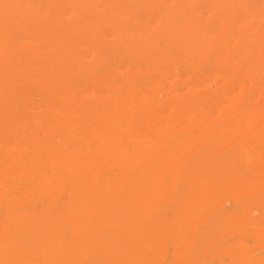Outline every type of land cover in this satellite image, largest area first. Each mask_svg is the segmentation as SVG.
Here are the masks:
<instances>
[{"label": "bare ground", "instance_id": "1", "mask_svg": "<svg viewBox=\"0 0 264 264\" xmlns=\"http://www.w3.org/2000/svg\"><path fill=\"white\" fill-rule=\"evenodd\" d=\"M248 1L0 0V49L2 50H0V85L7 86L3 83H8V86L15 84V87L18 85L14 82L15 78H22L27 74L31 75L27 80L26 75L23 77L25 79H20L24 82L23 86H20L22 93L27 87H31L32 92L40 88L42 90L49 88L53 90H49L50 96H53L56 85L70 80V77L73 79L71 75L76 66L85 69L93 67L92 72L89 68L90 73L87 71L88 74L81 76L84 82L93 80L97 84L93 91L94 97L89 95L91 101L88 100L89 105H87L88 109L93 111L112 100L115 94L110 93L121 91V88L119 91L117 89L122 79H128L132 84L133 80L138 81L129 89L128 94L125 93L130 100L134 98L139 101L143 97L142 93L149 94L151 90L147 92V85L153 78L150 79L148 73L155 61L154 57L161 53L163 56L160 59L158 57L159 60L156 61L160 72L157 75L160 76L167 75L170 71L174 74H185L186 68L195 61L192 66L193 77L189 86L186 85L188 88L185 92L176 95V105L172 107L171 115H177L180 105L185 100L195 97L196 93L193 90L198 79L209 75L208 73L213 72L214 69L215 80L219 76V80L221 79V74L217 75V72H222L224 69L218 71L220 69L218 65H227L229 59L231 61L234 57H243L244 60L250 59L255 64L261 62L259 67L261 69L264 67L262 48L264 47V0H256L253 3ZM44 11L47 13L45 14ZM32 12L36 21L32 18ZM30 15L32 16L30 19L35 21V24L33 21L35 27L30 26L31 22L29 25L22 23L29 27L28 30L32 28L30 32L27 31L28 34L32 32L28 37L26 32V35H23L24 32L22 34V30L26 31L27 27L21 25V21L28 20ZM249 18L254 19L251 21ZM10 26L16 32L12 31L10 34L9 31L8 34ZM256 32L259 33L260 42L255 41L254 45L258 43L259 52L263 49V56L260 54L261 59L258 49L253 53L245 52L247 51L245 48L248 49L249 45L245 44L249 40V35L257 34ZM39 33L45 35V40L41 38V34L39 38L37 37ZM230 36L236 39L233 40ZM48 40L49 42L51 40L50 44L46 42ZM87 43L104 46L103 50L100 49L102 51L98 53V57L95 54L90 57L92 61L89 57L80 58V54L87 53L89 46ZM12 44L14 45L11 51ZM242 44L246 46L242 47ZM254 45L251 46L254 48ZM91 51L94 53L93 50ZM200 52L201 57H198ZM248 53L251 55L244 57L248 56ZM78 55L80 61H75ZM251 56L254 58L251 59ZM42 57L45 58L41 60ZM37 58L41 61L37 65L34 62L36 67L34 66L33 69L34 64L27 63L31 59L37 61ZM132 59L136 61L130 67L129 63ZM243 59L242 61L240 59L239 65L246 66L248 63ZM255 59L258 61L255 62ZM250 60L248 61L251 62ZM252 62L248 64L252 66V71L248 69L249 75L251 73L249 76L251 81H253L252 73L259 69L258 66L255 69L257 64ZM31 64V71L28 72L27 65ZM117 65L129 66L131 69L128 68V73L131 74L123 78L120 75L124 74L121 73L124 70L116 72ZM113 67L116 69H111ZM239 67L233 68L234 72L230 73V75L234 73L232 76H228L229 73L222 74L224 79L226 78L224 83H220L221 80L220 82L214 80L212 82L217 86L209 84L217 91L211 90L210 86L199 90L204 93L203 98L200 99L203 105L201 104L199 112L191 113L190 117L181 115L177 121L179 124H174L172 121L173 125H168L171 129L162 130L167 124L161 126V129L159 127L160 130L155 132L158 134L156 142L162 140V143L156 144L154 141L156 147H159L155 153L150 151L153 141L146 139L140 146L135 147L134 142L132 143L133 130L117 129L120 112L124 108L130 109L126 108L129 104L125 105V102L117 104L113 112L107 113L106 122L103 121L106 131L102 136L85 138V141L82 140L76 147L74 146L75 149L69 147L72 151H68L66 144H69L79 133L81 123L84 121V112L87 110L86 105L85 107L79 105L82 108L78 106V110L74 106L73 110L76 109L74 111L69 107L71 103L75 104L79 101L75 90L79 92L80 87L74 90L76 93L73 92L75 98L72 94V96L65 95L69 92L65 91L70 84L66 83L67 88L65 87L64 90L63 87L61 88V94H64L59 95L58 98L61 96L59 100L64 102H61V107L57 104L59 107L57 109L65 110L66 115L62 111L63 115L59 112L65 117L60 119L59 116L60 120H58L61 122L58 123L54 121V118H57L56 114L55 117L52 115L54 111L48 110V112L45 110L43 117L40 113L42 111H39L40 120H30L34 112L30 113L31 117L28 116L31 108L28 104L25 106L26 102L23 105L29 110L11 116V113L19 111L22 103L11 101L16 95L13 91L12 94L15 95L8 102L10 87L7 86V89L3 87L6 89L4 93L9 96L6 98L7 102L0 103V115L6 116V113L10 112L8 116L11 117L5 119L0 116V133L11 131L7 128V122L10 120L12 126L14 120V125L17 122L24 125V128L27 126L29 132L34 133L35 136L29 139V143L18 145L17 143H20L18 139H21L19 137L28 131L16 128L15 131L10 132L13 136L11 143L17 145L16 149L14 148L15 153L4 155V148L8 143L0 147V264H264V182L262 184L264 130L261 135L258 133L260 130L255 133L258 129L255 122L261 121L264 124V90L261 89L262 86L264 88V69L263 72L260 69L256 72L258 79L254 75L256 78L253 79L257 80L253 81V84L249 81L251 82L249 85H254L256 89H253L254 86L251 89L248 85L245 88L242 84L244 89L249 87L256 92L260 88L262 91V93L260 90L257 91L261 95L258 98H262L260 101L262 105L253 106L255 110L251 106L254 110L251 112V107L245 110L246 105L243 106L244 108L240 106L242 108L239 107L240 111L238 105L247 100L244 99L245 96L249 95L250 98V94L253 96L255 92L249 91V94L241 92L245 96L240 95L242 99L239 95L240 98L237 99L231 97L232 101L228 97V92L231 90L228 82L237 75L241 80L243 75L241 72H245L243 70L246 67L244 69ZM70 70L72 73L69 77L67 72ZM237 70L241 72L238 74ZM177 77L181 78L180 74ZM168 83L169 81L161 78L156 84L157 87L152 90L161 93L168 89ZM225 85L228 87V92ZM18 89H14L17 93L16 97L19 95ZM65 96L69 97L66 101ZM217 96L219 98L215 101ZM2 97L4 96L0 99ZM20 98L19 96V99L15 98V100L21 102ZM23 98L25 97L21 100ZM42 100L46 99L42 98ZM73 100L77 101L72 102ZM55 101L57 103V99ZM54 102L52 100L49 103L54 104ZM230 102L237 104V108H230L234 111L231 113L227 111L229 114L227 119L223 117L221 121L219 120L220 123L214 124L215 119L211 118L214 114L211 112L214 110L210 111L209 108L221 105L229 109ZM223 107L220 108L226 113ZM230 107L234 106L230 105ZM162 112L159 110L151 114L155 122L163 118ZM94 114V119L91 118L92 122L97 115ZM141 117L139 124L146 122L145 118L142 120ZM191 117L194 120L193 118L191 120ZM132 119L130 122L133 123ZM200 119L202 127L199 125L196 132L189 133V125L190 128L198 125ZM202 119L214 122L212 125L207 123L203 126L205 124ZM28 121L32 122L30 126L27 125ZM88 121L90 123V119ZM91 124L88 125L89 128ZM120 125L123 126L122 122ZM145 125L146 123L143 126ZM180 129H182L181 133ZM203 130L214 135L206 137L207 134L211 135ZM249 130L251 133H248ZM147 132L146 135L144 134L146 137L153 135L151 131ZM176 134L179 138L174 137ZM247 134L253 137L248 140L245 138ZM116 138L119 142L113 144L116 146L111 149L106 148L108 150H103L101 154H94L98 147L96 143L111 142ZM136 140L137 138L134 141ZM56 144L58 147L52 154H48L49 156L43 154L44 149ZM194 147H198L196 150H199L196 151ZM213 147L217 149L215 152ZM189 150L193 154V156L190 154L189 159H186V156L180 159V155H177L179 152L190 153ZM148 151L151 152L148 154L149 157L146 156ZM103 162H108L106 167H104L106 163ZM197 164L199 168L196 166L197 169H194V165ZM31 166H34L36 171L25 173ZM87 170L90 172L83 174L84 171L88 172ZM131 177L135 179L131 181ZM106 179L110 181L107 180L109 181L107 183ZM259 181L262 185H257ZM196 186H202L201 188L204 189L200 193L192 194L191 190Z\"/></svg>", "mask_w": 264, "mask_h": 264}, {"label": "rangeland", "instance_id": "2", "mask_svg": "<svg viewBox=\"0 0 264 264\" xmlns=\"http://www.w3.org/2000/svg\"><path fill=\"white\" fill-rule=\"evenodd\" d=\"M253 1H256V0H249L248 1V3H253ZM229 5V4H228ZM228 5L226 6L228 9H229V7H228ZM230 6V5H229ZM235 9H233V11H234ZM230 11V10H229ZM228 11V12H229ZM237 11V10H236ZM47 13V11H44V13ZM45 13V14H46ZM232 13V12H231ZM235 13V12H234ZM237 13V12H236ZM229 14H230V12H229ZM31 15H33V17L31 16ZM31 15L28 17V20L27 19H25V21H21V25H24V27L28 24H30V22H31V24H30V26L33 28V27H35V17H34V12H32L31 13ZM236 15V14H235ZM229 16H231V15H229ZM30 17H32L31 19H30ZM231 18V17H230ZM233 18H235V17H233ZM30 19V20H29ZM254 18H249V20H253ZM33 21H34V24H33ZM22 23H25V24H22ZM34 25V26H33ZM11 27V26H10ZM27 27V29H26V31L25 30H22V34H23V32H24V34L23 35H26V33H27V31H29L30 32V30L32 29V28H30V30H28L29 29V27L28 26H26ZM22 29H24V28H22ZM8 30V28L6 29V31ZM256 30V29H255ZM9 31L11 32L10 34H12V31H13V29H12V27L8 30V34H9ZM13 32H16V30L15 31H13ZM26 32V33H25ZM252 32V31H251ZM32 33V32H31ZM31 33H27V35L26 36H28L29 37V35L31 34ZM255 33V32H254ZM257 33V32H256ZM42 35V37L41 38H43L44 39V37H45V35H43L42 33H39L38 35H37V37L39 38L41 35ZM40 35V36H39ZM252 35V36H251ZM251 35H249V40H247V42H246V40H245V44L246 45H248V49H249V46H251L252 44L254 45L255 43V41H258L259 40V33H257V34H254L253 35V33L251 34ZM231 36H233L232 34H231ZM230 36V37H231ZM37 38V39H38ZM40 38V39H41ZM172 38H173V36H172ZM233 38V40H234V38L235 37H231V39ZM256 38H258V39H256ZM40 39H39V41H40ZM236 39V38H235ZM45 40V39H44ZM47 40V39H46ZM47 43L49 42V40L48 41H46ZM50 42H51V40H50ZM50 42L48 43V44H50ZM258 42H260V40L258 41ZM46 43V44H47ZM89 46H88V50H87V55L88 56H85L86 54H84L83 55V53L82 54H80V58H82L83 56V58H88L89 57V60H91L92 61V58H90V57H92L93 56V54H95V55H97L96 57H98V53L100 54V52L103 50V48H104V46H98L96 43H87ZM93 44V45H92ZM245 44H242V47L245 45ZM257 45H258V43H256ZM14 44H12L11 46H10V48H11V51H12V46H13ZM245 45V46H246ZM257 45H254V48H253V46H251V50L249 49H247V48H245L247 51H245L246 53L247 52H251V53H253V51H256L257 49H258V52H259V50H260V47L259 46H257ZM91 46V47H90ZM95 46V47H94ZM94 47V48H93ZM91 48V49H90ZM93 48V49H92ZM102 48V50L100 51V49ZM243 48V49H244ZM253 48V49H252ZM263 49H264V47H262ZM261 48V49H262ZM242 49V50H243ZM244 49V50H245ZM263 49H262V51H263ZM1 50V49H0ZM91 50H93L94 51V53L91 51ZM99 50V51H98ZM243 50V51H244ZM2 51V50H1ZM90 51V52H89ZM96 51H98V52H96ZM262 51L261 52H259V57H260V59H261V55L263 54L262 53ZM257 52V51H256ZM254 53V57H255V55H257V53ZM264 52V51H263ZM248 53V56H244V57H249V55H251V54H249ZM163 54V53H162ZM199 53H197V55H198ZM203 54V53H202ZM261 54V55H260ZM82 55V56H81ZM161 56H163V55H161V53L160 54H157V56L156 57H154L155 59V61L152 63L153 65L151 66L152 68L150 69V71H149V73H148V75H149V78L150 79H152L149 83H148V87H147V92L149 91V90H151L150 92H149V94H146V93H142V95H143V97L141 98V100L139 99V101H137L136 99H134V101H133V99L131 98V100H130V97L128 98V96L126 95V94H128L127 92L129 91V89H131V88H133V85L137 82L138 83V81H135V80H133L134 82H133V84H132V82H130V81H128V79H122L121 80V83H120V87H119V85H118V89H117V91H119V89L121 88V91L120 92H115V93H110V94H115V98L113 99V98H111L112 100L110 101V102H108L109 103V105H107L108 103H106L105 102V105L103 106V107H100V108H96V109H94V108H92V110L93 111H91V109H88L89 107H87V105H89L88 103H89V101H91L90 100V98H91V96H92V98L94 97L93 95H94V93L95 92H93L94 91V88H95V86L97 85L96 83H95V81H93V80H91V81H89V82H84L83 81V79L81 80V76L83 75L84 76V74H88L87 73V71L89 72L90 71V69H91V72H92V68L93 67H89V68H82L81 66H76L75 67V69H73V73H72V70H70V71H68L67 72V76L69 75V77H70V74L72 73V75L71 76H73V79H72V77H70V80H67V81H65V82H63V83H59V84H61L60 86H59V84L58 85H56V88L54 89V95H56L57 97L55 98V96L53 95V96H50V92H49V88L47 89V88H43V90L40 88V89H37V91L36 90H33V92L32 91H30V90H32V88L31 87H27L25 90H24V92L22 93V91H21V87L23 86V84H24V82H23V80H21L20 81V79H25V78H23L25 75L27 76L26 77V80L29 78V76H31V75H27V74H24V76L22 77V78H20V77H17V79L15 78V83H18V85L17 86H15L14 87V85L15 84H13V86L12 85H10V86H8V83H3V84H7V86L8 87H10V88H8V90L10 89V96L8 95V94H5L4 92H5V90L7 89V86H5V85H3V86H1L0 85V98H1V96H4V97H2V99H0V103H4V102H7V96H9L8 98H9V100H8V102L11 100V99H13V97H14V95L16 94L17 95V93H16V91L14 90L15 88H17L18 89V87H19V89H18V97H16V95H15V98L16 99H19V96L22 98V97H25V98H23L22 100H21V98H20V101L21 102H19V100H15V98L13 99V100H11V101H18L17 103H22L20 106H21V108L19 109V111H16V112H14L13 114L11 113V116L12 115H14V114H16V113H21L22 111H24V112H26L27 110H29V108H31V111L30 112H28L29 113V117H31V114H33V112H34V116L32 115V117H31V119L30 120H32V121H38V120H40V116H41V114H42V117L44 116L43 114H44V112H46L47 110L48 111H51V112H53L52 113V115H53V117H55V114H56V117L57 118H54V121H55V123L57 122H61V121H59L60 119H63L65 116H63L62 117V115L63 114H65L66 115V113L64 112V111H62V110H60V109H57V108H59V107H57V104H59L60 105V107L62 106L61 104L64 102L63 100H59V99H61V96H60V98H58L59 97V95H63L64 93H62L61 94V91H62V87H63V90H64V88L66 87V83H67V85L68 84H70L69 86H67L66 88H67V90L65 91V92H67V91H69L68 93H66L65 95H67V94H69V96H72V95H74V98H75V91H77V95L79 96V97H77V99L79 100V101H72V102H76L75 104H70V109H72L73 110V107L75 106V108L78 110L79 108H78V106L79 105H82V106H84L85 107V105H86V108H87V110H86V112H88V114L86 113V112H84V121H83V123H81L82 124V126L80 127L81 129H80V131H79V133H77L76 134V137H74V139H72V143L71 142H69V144H66V148H68L67 150L69 151H72V149H75V147L78 145V143L80 142V141H85L87 138H90L91 136H102V134L106 131V128L104 127L105 125V123L104 122H106V119H107V117H106V115L108 116V114L107 113H111V112H113L114 110H115V106L117 105V104H123L124 102V104L126 105V104H129L130 105V107H129V105H127L126 106V108H130L129 110L128 109H125L124 108V110H122L121 112H120V114H119V116H118V120H117V124H116V126L118 127L117 129L118 130H125V128H129V129H132L133 130V133H134V138L132 139V143L134 144V146L135 147H137V146H140V144H142V143H144V140H146V139H149L150 141H153V144H152V147H151V152L152 153H155L157 150H158V148L159 147H156V144H160V143H162V140H160V141H157L156 142V137L158 136V134H156L155 132H157V131H159L160 129H161V126H165L166 124H167V126L170 124V125H173L172 123H177V121L179 120V117H181V115H189L188 117H190L191 115V113L193 114V112H199L200 110H201V104L203 105V103H201L202 101H200V99H201V97L203 98V94L204 93H202V91L200 92L199 90H203V88H205V87H209L210 85H214L213 84V82H214V80H215V69H214V73L213 72H210V73H208L209 75H207V76H203V78H201V79H198L197 81H196V86L194 87V90L193 91H195V93L196 94H194L195 95V97H191L189 100L187 99V100H185L181 105H180V109H179V112H178V116L177 115H175V114H173V115H171L172 114V111H173V108H174V106L176 105V103H175V98H176V95H177V93H179V92H185V89L186 88H188V86H189V84H190V81H191V78L193 77V75H192V73L194 72V70H193V68H192V66L194 65V62H192V61H190V62H192L193 63V65L192 64H190L187 68H186V71H185V74H181V73H176V74H174V72L173 71H170L167 75H164L163 76V74H161V76L158 74L157 75V73H160L159 72V70H158V67H157V63H156V61H158L159 59H160V57ZM263 56V55H262ZM158 57H159V59H158ZM198 57H201V52H200V54H199V56ZM253 56H251L250 58L251 59H253L254 58ZM43 58H45V57H42L41 58V60L43 59ZM47 58V57H46ZM79 58V55H78V58L77 57H75V61L77 60V61H80V60H78V59H80ZM256 58V57H255ZM258 58V57H257ZM38 60V62L36 61V59H31L27 64H30L31 62L34 64L33 65V67H32V64L29 66V65H27V69H28V72H30L31 71V68L30 67H32L33 69H34V66L36 67V65H37V63L39 64L40 63V58H37ZM236 59V60H235ZM240 59H241V61H242V59H243V57H234V60L232 61H230V59H229V61L227 62V65H223L222 66V64H220V65H218L219 66V68L220 69H218V68H216V69H218V71H221V69H224V71L222 70V72H217V75H219L218 73H220L221 74V76L223 77V75L222 74H228V76L230 75V73H232L231 71H233L235 68H238V66H240V67H242L243 69L245 68V69H247V71L244 69L243 70V72L245 71L246 72V74H245V72L244 73H242L241 72V70H239V72H241V74H243L242 75V77H241V80H240V76H238L237 75V77L235 78V77H233V79H231V81L230 82H228V83H230L229 85V90H230V87H231V90L228 92V87L225 85V88L227 89V92H228V97H236V99L241 95L242 97L243 96H245V95H242V93L243 94H249L252 90H250L249 89V87H248V89H244L243 87L245 86V88L247 87V85L248 86H250L249 84L251 83V84H253V81H255V80H257L258 79V75L256 74V72L258 71L259 72V69L263 72V69H264V67H262V69L259 67L261 64H259V63H261V62H258V64L256 65L255 63H254V61L252 62L250 59H247V60H244V61H247V63L249 64H251V62L252 63H254L256 66H255V69L257 68V66L259 67V69H257V70H253L254 71V73H252V80L253 81H251L250 79H251V77H249L250 75H251V73H250V75H249V71L252 69V66H249L248 64L245 66V64L242 66L241 64L239 65V61H240ZM259 59V58H258ZM258 59L256 60L255 59V62L256 61H258ZM259 59V60H260ZM45 60V59H44ZM94 60H95V57H94ZM93 60V61H94ZM248 60H250L251 62H249ZM131 61V62H130ZM129 62V64H130V67H131V65H133L134 63H135V59H132V60H130ZM237 61V62H236ZM36 63V65H35V63ZM219 63H221V62H219ZM240 63H242V62H240ZM244 63V62H243ZM242 63V64H243ZM119 66V67H118ZM124 65H117V71L116 72H121V71H123L124 70V72H121V73H124V74H122V75H120V76H122L123 78L124 77H128L131 73H128V68H130L129 66L127 67V65L126 66H124ZM222 66V67H221ZM254 66V65H253ZM112 67V66H111ZM120 67L122 68V69H120ZM126 67H127V72H125V70H126ZM195 67V66H194ZM226 67V68H225ZM239 67V69H242V68H240ZM116 68H111V69H113V70H115ZM119 68V69H118ZM125 68V69H124ZM157 68V69H156ZM234 68V69H233ZM131 69V68H130ZM190 69V70H189ZM248 69H250L249 71H248ZM30 70V71H29ZM86 70V71H85ZM121 70V71H120ZM192 70V71H191ZM109 71H110V69H109ZM190 71V72H189ZM252 71V70H251ZM152 72V73H151ZM154 72V73H153ZM172 72V73H171ZM234 72V71H233ZM237 72H238V70H237ZM236 72V73H237ZM239 72H238V74H239ZM90 73V72H89ZM121 73H118V75L119 74H121ZM187 73V74H186ZM29 74V73H28ZM30 74H32V73H30ZM128 74V75H127ZM152 74H154V75H152ZM180 74V76H181V78L179 77H177L176 78V76H178ZM240 74V75H241ZM124 75V76H123ZM175 77H174V76ZM226 75H224V76H226ZM232 75H234V73L232 74ZM232 75H230V76H232ZM254 75H256L257 76V79H253V77L254 78H256ZM21 76V75H20ZM167 76V77H166ZM171 76V77H170ZM42 77H44V76H42ZM41 77V78H42ZM164 77H166V78H168V79H164ZM204 77H206V78H204ZM214 78V79H212V78ZM218 77V76H217ZM216 77V78H217ZM220 77V76H219ZM219 77L216 79V80H218L219 82H220V80H221V82L220 83H224V81H225V79H224V77H223V79H222V77H221V79L219 80ZM239 77V78H238ZM259 77H260V74H259ZM77 78H79V79H77ZM161 78L163 79V80H167V81H169V83H168V89L167 90H164V91H162L161 93H160V91L159 92H154L152 89H154V87H157L156 86V84L159 82V81H161ZM211 78V79H210ZM230 78V77H229ZM228 78V79H229ZM250 78V79H249ZM73 81H72V80ZM76 79V80H75ZM176 79V80H175ZM203 79H204V82H203ZM227 79V80H228ZM16 80L18 81V82H16ZM25 80V81H26ZM79 80V81H78ZM124 80H126L127 82H125ZM137 80V79H136ZM216 80H215V82H216ZM20 81V82H19ZM72 82V85H71V82ZM82 81V82H81ZM122 81H124V82H122ZM149 81V80H148ZM171 81V82H170ZM213 81V82H212ZM229 81V80H228ZM249 81H251V82H249ZM22 82V83H21ZM78 82V83H77ZM201 82V83H200ZM87 84V88H86V84ZM126 83V84H125ZM154 83V84H153ZM227 83V82H226ZM257 83V82H256ZM256 83H254V84H256ZM259 83V82H258ZM64 86H63V85ZM77 84V85H76ZM81 84H82V86H81ZM96 84V85H95ZM125 84V85H124ZM210 84V85H209ZM242 84L244 85V86H242ZM91 85V86H90ZM122 85V86H121ZM170 85V86H169ZM186 85H188V86H186ZM216 86H217V84H215ZM215 85H214V87H215ZM260 85V84H259ZM12 86V87H11ZM21 86V87H20ZM88 86H90V87H88ZM153 86V87H152ZM203 86V87H202ZM240 86H241V88H240ZM254 85H252V86H250V88L251 87H253ZM3 87H5L6 89H4ZM14 87V88H13ZM60 87V88H59ZM75 87V88H74ZM80 87V88H79ZM170 87V88H169ZM2 88H3V92H2ZM70 88V90H68ZM74 88V89H73ZM76 88H79V92H78V90H75ZM210 88H212L211 86H210ZM256 89V87L254 86L253 87V89ZM258 88V87H257ZM61 89V90H60ZM93 89V90H92ZM115 89V88H114ZM114 89H113V92H114ZM197 89V90H196ZM207 89V88H206ZM213 89H215V88H212L211 90H213ZM241 89H244V90H242L241 91ZM252 89V88H251ZM261 89H263L264 90V88H263V86H262V88ZM261 89L259 88V90H260V93H262V91H261ZM28 90H29V92H28ZM38 90H41V91H38ZM47 90V91H46ZM52 90V89H51ZM50 90V91H51ZM60 90V91H59ZM75 90V91H74ZM82 90V91H81ZM210 90V91H211ZM216 90V89H215ZM219 90H220V88H219ZM218 90V93L220 92ZM259 90H257V91H259ZM12 91H13V93L15 92V94L13 95L12 94ZM21 91V92H20ZM36 91V92H35ZM53 91V90H52ZM56 91H58V93L56 94ZM89 91V92H88ZM115 91H116V89H115ZM146 91V90H145ZM144 91V92H145ZM199 91V92H198ZM210 91H208V92H210ZM217 91V90H216ZM250 91V92H249ZM255 92V90L254 91H252V93L253 92H255V93H253V96L250 94V98H248V96H245V100L247 101H245V102H243L242 104H240V105H238V109H239V107L241 106V107H243V106H245L246 107V109L245 110H247V108L249 109L251 106L253 107V106H255V107H258L259 105L261 106L262 104H260V101L262 100V98L261 99H259L258 97L260 96L261 97V95H259L260 93H258V92ZM20 92V93H19ZM48 92V93H47ZM73 92H75V93H73ZM85 92H86V94H85ZM93 92V93H92ZM153 92V93H152ZM242 92V93H241ZM3 93H4V95H3ZM34 93V94H33ZM52 94H53V92H51ZM118 93V94H117ZM126 93V94H125ZM158 93V94H157ZM214 93V92H213ZM213 93H211V94H213ZM216 93V92H215ZM214 93V94H215ZM21 94V95H20ZM23 94V95H22ZM46 96H45V95ZM72 94V95H71ZM91 94V96H89ZM127 96V98H126V96ZM208 94V93H207ZM235 96H234V95ZM6 95V96H5ZM25 95V96H24ZM27 95V96H26ZM32 95V96H31ZM33 95H34V97H33ZM40 95V96H39ZM43 95V96H42ZM148 95V96H147ZM210 95V94H209ZM208 95V96H209ZM215 95H217V94H215ZM215 95H214V97H215ZM239 95V96H238ZM49 96V97H48ZM82 98H81V97ZM88 96H89V98H88ZM107 96V95H106ZM206 96V95H205ZM240 96V97H241ZM257 96V97H256ZM40 97H41V99H40ZM45 97V98H44ZM66 97V96H65ZM87 97V98H86ZM110 97H111V95H110ZM147 97V98H146ZM151 97V98H150ZM153 97V98H152ZM207 97V96H206ZM239 97V98H240ZM242 97H241V99H242ZM254 97V98H253ZM28 98H30V99H28ZM42 98L43 99H46V100H42ZM53 98V99H52ZM67 99H65V101L66 100H68V98L69 97H66ZM73 98V97H72ZM86 98V99H85ZM102 98V97H101ZM117 98V99H116ZM210 98V97H209ZM219 97L217 96L216 97V99H214L215 101L218 99ZM229 98V99H230ZM25 99V100H24ZM26 99H27V101H26ZM55 99H57V103H56V101H55ZM62 99H63V97H62ZM83 99H85V100H87V101H83ZM197 99V100H196ZM199 99V100H198ZM204 99H206V98H204ZM208 99V98H207ZM211 99H213V98H211ZM235 99V98H234ZM249 99V100H248ZM255 102H253L252 100ZM255 99H256V101H255ZM259 99V100H258ZM264 99V98H263ZM6 100V101H5ZM36 100V101H35ZM53 100V102H54V104L52 103H49V102H51ZM89 100V101H88ZM120 100V101H119ZM129 100V101H128ZM136 100V101H135ZM143 100V101H142ZM145 100V101H144ZM151 100V101H150ZM203 100V99H202ZM4 101V102H3ZM32 103H31V102ZM43 101H44V103H43ZM47 101V102H46ZM60 101V102H59ZM118 101V102H117ZM160 101H161V103H160ZM231 101H232V98H231ZM250 101H252V102H250ZM26 102V104H25V106L28 104V107H24V103ZM34 102V103H33ZM59 102V103H58ZM62 102V103H61ZM81 102V103H80ZM85 102H87V104H85ZM116 104H115V103ZM131 102V103H130ZM164 104H163V103ZM186 102V103H185ZM200 102V103H199ZM264 102V101H263ZM45 103H47V104H45ZM50 105H52L51 107H48V106H50ZM56 103V104H55ZM78 103V104H77ZM111 103V104H110ZM134 103H136L137 104V106H136V104H134ZM146 103H148V104H146ZM175 103V104H174ZM197 103H199L198 105H197ZM231 103V102H230ZM236 103V102H235ZM35 104V105H34ZM42 104V105H41ZM43 104H44V106H43ZM150 104H151V107H150ZM249 106H248V105ZM23 105V106H22ZM48 105V106H47ZM56 105V106H55ZM58 105V106H59ZM134 105V106H133ZM162 105H164V106H162ZM230 105L232 106H234V107H230ZM230 105H228V108L229 109H227V106L226 107H223V106H221V105H219L221 108L223 107V108H225L226 109V113L224 112V109H221L218 105L217 106H215V107H213V108H209V110L210 111H213V112H211V114L212 113H214V114H212V117L211 118H214L215 119V122H214V124H218V123H220V121L223 119V117L224 118H226L227 117V115H229L228 114V112L227 111H230V113H231V111H234L233 109L231 110L230 108H237V104H235L234 105V103H231ZM33 107V109H32V107ZM42 106V107H41ZM48 107V108H46V107ZM55 106V107H54ZM43 107H45L44 108V110H43ZM80 108H82L81 106H79ZM131 107H133L132 109H131ZM173 107V108H172ZM217 107V108H216ZM240 107V109H242ZM250 108V110H252L251 112H253L254 110H255V108H254V110H253V108ZM35 108V109H34ZM42 108V109H41ZM50 108L52 109V110H50ZM74 108V110H76ZM149 108H151V109H149ZM244 108V107H243ZM22 109V110H21ZM57 109V110H56ZM62 109H63V107H62ZM110 110V112L108 111V110ZM163 109V110H162ZM220 109V110H219ZM239 109V110H240ZM258 109V111H259V108H257ZM260 109H261V107H260ZM46 110V111H45ZM60 110V111H59ZM73 110V111H74ZM81 110V109H80ZM147 110V111H146ZM152 110V111H151ZM160 110V112L161 111H163L162 113L164 114V116H163V118L161 117V118H159L158 120H156V122H155V120H154V117L152 116L155 112H157V111H159ZM183 110V111H182ZM196 110V111H195ZM236 110V109H235ZM39 111H42V112H40L39 113ZM47 111V112H48ZM56 111V112H55ZM63 112V114H62V112ZM91 111V112H90ZM150 111V112H149ZM165 111V112H164ZM241 111V110H240ZM257 111V112H258ZM23 112V113H24ZM51 112H49V113H51ZM59 112H61V114L59 113ZM67 112V111H66ZM69 112V111H68ZM103 112V113H102ZM140 112V113H139ZM148 112V113H147ZM181 112V113H180ZM186 112V113H185ZM217 112V113H216ZM244 112V111H243ZM248 112V111H247ZM251 112H249V114H252ZM256 112V111H255ZM31 113V114H30ZM91 113H92V116H91ZM94 113H96L97 115H96V118H95V120L92 122V120H91V118H93V116H95V114ZM100 115H99V114ZM259 113V112H258ZM7 115L5 116V115H3V116H1L2 118H5V119H8L9 117H11V116H8V114H10V112H7L6 113ZM35 114H36V116H35ZM47 114V113H46ZM58 114H60V115H58ZM102 114V115H101ZM150 114V115H149ZM152 114V115H151ZM179 114H180V116H179ZM196 114V113H195ZM255 114V113H254ZM58 115V116H57ZM123 115V116H122ZM141 115H143L142 117H141ZM59 116H60V119H59ZM88 116V117H87ZM193 116V115H192ZM258 116V115H257ZM87 117V119H85ZM97 117H99L98 118V120H97ZM126 117V118H125ZM138 117V118H137ZM140 117L142 118V120H143V118H145V120H146V122H142L143 124H139V119H140ZM35 118V119H34ZM37 118V119H36ZM39 118V119H38ZM133 118V119H132ZM151 118V119H150ZM192 118L193 117H191L190 119L192 120ZM217 118V119H216ZM27 119V118H26ZM28 119V120H29ZM59 119V120H58ZM90 119V123H89V120ZM94 119V118H93ZM125 119H127V120H125ZM132 119V121H133V123L132 122H130V120ZM183 119V118H182ZM227 119V118H226ZM226 119H225V122H226ZM11 120H12V118H11ZM142 120H140V121H142ZM193 120H194V118H193ZM202 120H204V122H203V124H205V125H203V126H206V124L207 123H209V125H212V123L213 122H210L209 120H208V122H207V120L206 119H202ZM216 120H217V122H216ZM220 120V121H219ZM8 121V120H7ZM10 121V120H9ZM7 122V128L10 130L11 129V131H9V132H5V133H0V147L2 146V145H4V144H6V143H8V145H6L5 146V148H4V155H7V156H9V155H13V153H15V150H14V148L16 149V147H17V145L15 146V144H12L11 143V141L13 140V136H12V134H10V132H12L13 130L15 131V129L16 128H21L22 130H25V131H28V132H25V133H23L19 138H21V139H18V142H20V143H17L18 145H22V143L23 144H27V143H29L30 141H29V139L31 140V139H33L34 138V136H35V134L34 133H30L29 132V129H27L26 127V129L24 128V125H21V124H17V122H16V125L18 126H16V125H14L15 123H14V120H13V123H11L12 124V126L10 125V122ZM27 121V120H26ZM25 121V122H26ZM63 121V120H62ZM87 121V122H86ZM101 121H102V124H101ZM104 121V122H103ZM122 122V124H123V126L122 125H120L121 124V122ZM127 121V122H126ZM138 121V122H137ZM169 121V122H168ZM172 121H174V122H172ZM181 121V120H180ZM29 122V123H28ZM27 122V125H31L32 124V122L31 121H28ZM91 122H92V124H91ZM95 122V123H94ZM130 122V123H129ZM159 122V123H158ZM172 122V123H171ZM199 123H198V125H196V126H193V127H191L190 128V125H189V128H188V131H189V133L191 132V133H194V132H196V129H199V127H197V126H201V124H200V122H202L201 121V119H200V121H198ZM23 123V122H22ZM31 123V124H30ZM84 123H87V124H84ZM91 124L90 125V128H89V124ZM100 123V124H99ZM146 123V125H145V127L143 126L144 124ZM151 123V124H150ZM193 123V122H192ZM222 124L224 123L223 121L221 122ZM255 123H257V130H255V133H256V131H259L260 130V132H258V133H260V135L262 134V132H263V130H264V124H263V122H261V121H256ZM26 124V123H25ZM132 125V127H131V125ZM157 124V125H156ZM177 124H179V123H177ZM253 124V123H252ZM10 125V126H9ZM127 125H128V127H127ZM130 125V126H129ZM192 125V124H191ZM15 126V127H14ZM28 126V127H29ZM88 127V128H85V127ZM91 126H93V127H91ZM96 126V127H95ZM102 126V127H101ZM136 126H138L137 128H136ZM154 126V127H153ZM165 126V127H162V130H166V129H171L170 128V126ZM10 127V128H9ZM134 127V128H133ZM159 127H160V129H159ZM175 127V126H174ZM197 127V128H196ZM202 127V126H201ZM210 127V126H209ZM252 127V126H251ZM260 127V128H259ZM13 128V129H12ZM94 130H93V129ZM102 128V129H101ZM148 128H149V130H148ZM91 129V130H90ZM99 129H101L100 131H99ZM134 129H135V131H134ZM209 129V128H208ZM83 130V131H82ZM87 130H89V131H87ZM96 130V131H95ZM181 130L182 129H180V133H181ZM251 130V129H250ZM250 130L248 131V133H251L250 132ZM253 130V129H252ZM262 130V131H261ZM95 131V132H94ZM140 131H141V133H140ZM147 131H151L152 133L151 134H153V135H150L149 137H146L145 135L148 133ZM178 131V130H177ZM185 131V130H184ZM198 132H199V130H197ZM207 131V130H206ZM206 131H204L203 130V132H206ZM83 132V133H82ZM91 132H93V133H91ZM200 132H201V130H200ZM208 132V131H207ZM212 132V131H211ZM254 132V131H253ZM85 133V134H84ZM91 133V134H90ZM96 133V134H95ZM143 133V134H142ZM146 133V134H145ZM176 133H178V132H176ZM186 133V132H185ZM185 133H184V135H185ZM209 133V132H208ZM229 133V132H228ZM264 133V132H263ZM6 134V135H5ZM34 134V135H33ZM81 134H82V136H84V137H82L81 136ZM90 134V135H89ZM145 134V135H144ZM211 136H208V134L206 135V133H204V136L206 135V137H212L214 134H211V133H209ZM88 135V136H87ZM135 135H136V137H135ZM183 135V134H182ZM201 135H203V133L201 132ZM230 135V133L228 134V136ZM246 135V134H245ZM253 135V134H252ZM8 136V137H7ZM11 136V137H10ZM23 136V137H22ZM28 136V137H27ZM96 136V137H97ZM142 136H144V137H142ZM204 136H202V137H204ZM225 136L227 137V135H226V133H225ZM33 137V138H32ZM174 137H177V134L174 136ZM245 137V136H244ZM253 136H249V134H247V137H245L246 139H251ZM82 138V139H81ZM86 138V139H85ZM137 138V140L136 141H134L135 139ZM154 138V139H153ZM177 138H179V136L177 137ZM118 138H116V139H114V140H112L111 142H102V143H96V145H98V147H97V151L94 153V154H101V152H104V151H106V150H108V149H111V148H113L114 146H116V144L117 143H119L118 142V140H117ZM142 139V140H141ZM78 140V141H77ZM5 141V142H4ZM75 141V142H74ZM114 141V142H113ZM154 141H155V143H154ZM101 142V141H100ZM137 144H136V143ZM71 143V144H70ZM114 143H116L115 145H113ZM101 144V145H100ZM154 144H155V146H154ZM10 145V146H9ZM58 144H56V145H54V146H51V147H48L47 149H44L43 151V154H46V156H49L50 155V153L52 154L56 149H57V146ZM72 145V146H71ZM15 146V147H14ZM75 146V147H74ZM196 146V145H195ZM197 146L198 147H201V145L200 144H197ZM12 147V148H11ZM55 149H54V148ZM69 147H71L72 149H70ZM74 147V148H73ZM198 147H194V149L196 150ZM106 148H108V149H106ZM152 148H154V149H152ZM215 150H213L214 152L217 150L216 149V147H213ZM8 149H11L10 151L8 150ZM13 149V150H12ZM54 149V150H53ZM102 151H101V150ZM201 149V148H200ZM236 149V148H235ZM5 150H8V152H6ZM104 150V151H103ZM192 151H193V148L191 149ZM199 150V149H198ZM198 150H196V151H198ZM150 151H148L147 152V157H149V155L148 154H150L151 152ZM190 151V150H189ZM192 151H190V153L187 151L186 153L187 154H189V155H186V153L185 152H179V153H177V155H180V159H182V158H185L184 156H186V159H189L191 156H193V154H194V151H193V154H192ZM195 151V152H196ZM45 152H47V153H45ZM94 152V151H93ZM98 152V153H97ZM49 154V155H48ZM190 154H191V156H190ZM91 156H93V155H91ZM65 160V158H63V161ZM103 163H106L105 165L103 164ZM102 163V165H104V167H106L107 166V164H108V162H103ZM196 166L199 168V165L197 164V165H194V169L196 168ZM197 169V168H196ZM15 170H17V169H15ZM32 170H35V168H34V166H31V167H29L28 169H27V171L25 172L24 170H20V172H25V173H33V172H35V171H32ZM30 171V172H29ZM88 171V170H87ZM90 171H88V172H86L85 173V171H84V173L83 174H87V173H89ZM18 173V172H17ZM132 179H135V177H131V181H132ZM107 180H109V179H106V182L108 183L109 181H107ZM130 181V182H131ZM105 182V183H106ZM261 181H259L258 182V184L257 185H259V184H261L260 183ZM263 182L264 181H262V184H263ZM261 184V185H262ZM202 186H196V187H194V188H192V190H191V193L192 194H197V192L198 193H200L201 191H203V189H204V187L203 188H201ZM254 209V208H253ZM257 209V208H256Z\"/></svg>", "mask_w": 264, "mask_h": 264}]
</instances>
